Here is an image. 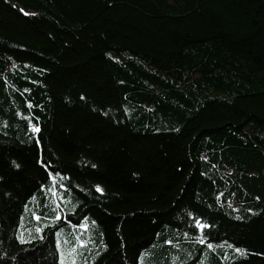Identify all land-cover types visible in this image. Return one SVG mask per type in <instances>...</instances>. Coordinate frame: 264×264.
<instances>
[{
	"label": "trees",
	"instance_id": "16d2710c",
	"mask_svg": "<svg viewBox=\"0 0 264 264\" xmlns=\"http://www.w3.org/2000/svg\"><path fill=\"white\" fill-rule=\"evenodd\" d=\"M0 264H264V0H0Z\"/></svg>",
	"mask_w": 264,
	"mask_h": 264
},
{
	"label": "snow or ice",
	"instance_id": "6c2138e0",
	"mask_svg": "<svg viewBox=\"0 0 264 264\" xmlns=\"http://www.w3.org/2000/svg\"><path fill=\"white\" fill-rule=\"evenodd\" d=\"M99 190V189H98Z\"/></svg>",
	"mask_w": 264,
	"mask_h": 264
}]
</instances>
